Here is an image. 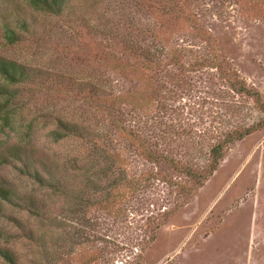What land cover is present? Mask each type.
Segmentation results:
<instances>
[{"label":"rangeland","instance_id":"1","mask_svg":"<svg viewBox=\"0 0 264 264\" xmlns=\"http://www.w3.org/2000/svg\"><path fill=\"white\" fill-rule=\"evenodd\" d=\"M245 1L190 0L196 21L188 25L195 26L160 37L159 25L140 0H73L72 11L57 17L24 1L0 0V55L38 68L44 78L62 80L20 86L16 102L23 128L16 125L7 142L22 141L47 158L61 161L69 153L85 162L88 154H100L93 153L92 142L55 140L51 131L57 116L90 124L103 150L120 159L108 175L91 181L104 186L120 169L134 180V186L119 185L118 203L101 201L84 210L66 194L41 188L18 173L13 161L0 165L3 185L47 200L51 212L43 220L3 205L0 228L7 235L22 233L10 217L25 230L37 227V241L21 236L0 240L18 264H264V126L224 143L217 169L190 196L177 185L188 186L207 167L212 144L264 118L254 97L237 93L229 82L257 91L264 102V12L248 10ZM9 9L30 26L14 44L5 40L1 27V13ZM169 35L182 50L183 62L163 68L168 55L163 56L162 66L150 73L152 87L104 64L105 56L123 57L119 44L137 39L153 47ZM214 55L216 68L195 61L203 56L214 63ZM76 78L105 84L108 95L145 90L151 102L140 110L122 99L88 100L70 88ZM116 114L121 129L109 122ZM28 121L32 126L24 131ZM107 163L103 158L92 170ZM96 194L103 198L105 189ZM0 264H6L1 257Z\"/></svg>","mask_w":264,"mask_h":264},{"label":"trees","instance_id":"2","mask_svg":"<svg viewBox=\"0 0 264 264\" xmlns=\"http://www.w3.org/2000/svg\"><path fill=\"white\" fill-rule=\"evenodd\" d=\"M24 1L33 10L47 13L53 16H62L72 11L73 0H20ZM143 5H146L147 10L150 12L152 18L159 25V35L162 33H178L180 31H188L195 25H188L196 21L195 13L189 10L191 5L190 0H140ZM248 10H256V13L264 12V0H246L243 3ZM17 10H20L19 4L15 3ZM253 8V10H251ZM19 12H14L9 9L1 13V27L3 30V36L5 40L14 44L21 39L22 32L29 31V25L24 18L18 17ZM172 36H167L163 39V42L159 45L144 47L143 40H133L135 42H126L124 45H118V49L121 50L123 57L116 58L115 56H105L104 64L111 70L118 74H133L134 77H140L143 79L145 86L152 87L153 82L150 79V73L157 67H161L163 60L160 59L168 55L167 61L163 64V68L166 65L174 63L175 65L182 64L183 53L182 50L175 48L170 40ZM130 40V39H129ZM171 55V57H169ZM131 57L133 62L128 58ZM214 63L209 62L205 57L201 56L196 58V62L200 66H208L216 68L218 63L217 57L214 55ZM41 70L38 68H31L24 63L16 60L8 59L0 55V165L9 164L10 161L15 163V169L18 173L27 176L32 179L39 187L48 189L57 194H66L70 200H75L80 204L82 209H86L95 203L104 202L105 205H114L119 202V185L124 181L134 186V180L130 181L126 178L123 169L119 170V176L111 180L109 183L102 186V182H92L90 177H96L101 179L100 176H106L114 164L119 163V155L114 152L104 151L102 145L96 137L90 124L83 122H76L69 118L56 117V128L51 131V134L55 140L63 139L66 137L76 138L77 140H87L92 142L93 153L100 154H88V158L85 162H79L81 159L76 154H64L61 161L56 160L54 156L47 158L45 155L34 154L35 149L29 144L22 143V141L7 142V138L10 132L16 131V125L22 127L20 120L22 119V113L20 107L17 105V99L19 97V88L22 84H52L57 85L62 82L58 78H47L41 76ZM147 76V77H145ZM71 80V78H68ZM231 88L237 93H245L252 96L260 110L264 113V102L260 99V95L257 91L247 89L244 84L240 82H234L229 80ZM73 93L76 95L85 94L88 100L102 101L104 99L107 102L114 101L116 99H122L125 103L133 105V103L140 109H145L148 103L151 102V97L146 96V91H135L132 93H124L118 96L108 95L106 85L103 86L100 82L93 79H73L71 85H69ZM48 88V86H47ZM61 91H64L61 89ZM65 92V91H64ZM104 103V102H102ZM108 115V114H107ZM121 120L117 116H113L109 119L111 124L115 125V129L122 128ZM31 121H28L25 130L30 129ZM264 126V118L260 120L257 125H253L243 130H236L227 135V138L222 142H216L210 146L209 158L207 160V167L201 172L193 175L194 180H190V184L181 185L180 191L185 196H190V193L202 185L218 167L220 160L224 155V145L228 142H234L242 139L255 128ZM99 136H102L99 134ZM162 135L159 134V137ZM140 137V136H139ZM104 141L105 139L102 138ZM139 140V139H138ZM145 142L152 141L148 138H144ZM160 140V139H159ZM161 141V140H160ZM7 142V143H6ZM19 142V143H18ZM158 144V140H156ZM225 143V144H224ZM104 144V143H102ZM159 145V144H158ZM143 146V144L141 145ZM144 148V147H142ZM81 155V154H79ZM153 154L147 152L148 157H152ZM103 158H107L110 162L106 165H100L99 170H92L95 168L99 161ZM167 159V157H165ZM79 160V161H78ZM93 171V172H91ZM184 173L189 174V170L184 168ZM85 176V181H82ZM79 178V179H78ZM78 179L80 182H75ZM80 183V184H79ZM92 185V186H91ZM177 186V187H178ZM179 188V187H178ZM105 189V195L103 198H94L98 194L97 191ZM95 191V193L93 192ZM86 195V197H85ZM87 198V199H86ZM3 205H10L18 209L27 211L28 214H38L39 219H47L51 217L49 204L47 200L39 198V196L32 193L20 192L12 186H6L2 184L0 180V216H6L3 212ZM10 220L22 228L20 235H7V231H3L0 228V240L11 239L13 237L21 236L26 240L37 241V227L34 229L25 230L18 220H14L10 217ZM0 257L6 264H18L17 256L11 249L6 246H0Z\"/></svg>","mask_w":264,"mask_h":264}]
</instances>
